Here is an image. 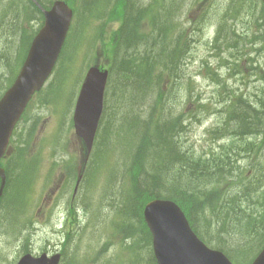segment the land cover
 Returning <instances> with one entry per match:
<instances>
[{
  "label": "rangeland",
  "instance_id": "obj_1",
  "mask_svg": "<svg viewBox=\"0 0 264 264\" xmlns=\"http://www.w3.org/2000/svg\"><path fill=\"white\" fill-rule=\"evenodd\" d=\"M68 1L75 18L65 51L17 129L21 147L28 133H33L26 155L20 159L15 143L11 156L3 161L11 172V183L0 207V264H16L26 252L57 251L63 253L62 264H156L143 207L136 218L123 212V196L130 199L134 189L132 159L145 132L133 119V111L150 128L162 107L163 122L180 115L185 130L179 147L195 156L200 152L207 157L214 148L219 151L221 145H233L229 128L214 130L233 108L260 109L264 103L263 1L187 0L175 19L186 49L182 76L173 87L170 80L153 74L145 90V80L127 82L119 68L122 53L130 64L132 59L111 42L122 25L115 0L108 4L98 0V6L88 11L91 0ZM26 4L25 0H0V95L19 72L27 41L42 25V15ZM238 61L241 73L237 74L234 62ZM96 63L109 68L110 84L95 147L73 200L81 165L73 113L84 75ZM163 138L162 129L144 135L148 153L143 165L158 168V162H165L164 148L150 144H160ZM190 179L182 174L181 184Z\"/></svg>",
  "mask_w": 264,
  "mask_h": 264
},
{
  "label": "trees",
  "instance_id": "obj_2",
  "mask_svg": "<svg viewBox=\"0 0 264 264\" xmlns=\"http://www.w3.org/2000/svg\"><path fill=\"white\" fill-rule=\"evenodd\" d=\"M25 1L28 3L25 6L31 8L32 12L38 16L42 14L31 0ZM38 1L46 8L52 4V0ZM98 2L91 0L86 11L97 7ZM110 2L107 0L104 4ZM186 2L115 0L114 7L115 10L120 8L119 20L122 25L111 37V42L116 50L123 48L127 54L129 52L132 59L130 64L122 53L119 68L125 81L130 78L143 79L145 90L148 83H152V75L156 74L159 80H170L172 86H176V79L182 76L180 68L186 49L180 40L181 33L177 34L179 23L175 19L184 10ZM25 12L32 16L28 9ZM57 84L51 91L53 94ZM133 113L135 122L143 125L144 135L163 130V142L153 144L150 141V144L164 148L165 162H158V168L143 165L142 158L148 153L143 135L130 170V182L134 189L130 199L125 195L122 199L125 215L136 218L141 207L155 197L173 199L188 213L192 225L204 240L226 252L239 264H249L264 247V103L260 109L247 105L235 107L227 113L223 125L214 132L229 128L235 141L228 147L221 145L219 151L212 149L207 157L200 152L195 156V153H188L179 147V136L185 130L180 115L164 122L157 115L150 128L149 122L140 118V113ZM28 134L26 145L33 136L32 132ZM250 137L253 138L251 142ZM15 143L17 154L24 159L28 147H21L19 134L10 145L9 156ZM7 174L9 187V168ZM182 174L191 176L186 185L181 184ZM251 249L255 252L250 253Z\"/></svg>",
  "mask_w": 264,
  "mask_h": 264
},
{
  "label": "water",
  "instance_id": "obj_3",
  "mask_svg": "<svg viewBox=\"0 0 264 264\" xmlns=\"http://www.w3.org/2000/svg\"><path fill=\"white\" fill-rule=\"evenodd\" d=\"M36 1V0H34ZM39 5V3L36 1ZM44 25L33 39L19 75L0 100V161L6 154L14 128L34 94L42 89L52 74L66 41L74 11L64 0H56L44 9ZM109 71L91 66L82 83L74 111L76 134L84 143V162L95 141L104 111ZM79 175L76 190L82 178ZM0 200L7 184V174L0 166ZM152 233L158 264H233L219 250L208 247L194 232L183 209L172 200L154 199L144 209ZM61 254L38 257L25 254L18 264H59ZM252 264H264V249Z\"/></svg>",
  "mask_w": 264,
  "mask_h": 264
},
{
  "label": "bare ground",
  "instance_id": "obj_4",
  "mask_svg": "<svg viewBox=\"0 0 264 264\" xmlns=\"http://www.w3.org/2000/svg\"><path fill=\"white\" fill-rule=\"evenodd\" d=\"M186 48L188 49V46H186ZM235 63V66H236V68L234 69L235 70V72L238 74V73H241V71L239 70V61H238V63H236V62H234ZM135 99H137V98H135ZM162 112H160V115H163V107H162V110H161ZM175 132V131H174ZM170 184V183H169ZM15 204V203H14ZM214 249L215 250H221V249H219V248H217V247H214Z\"/></svg>",
  "mask_w": 264,
  "mask_h": 264
}]
</instances>
